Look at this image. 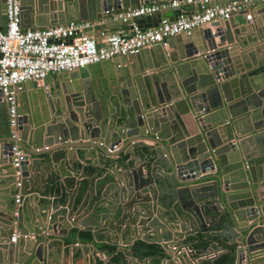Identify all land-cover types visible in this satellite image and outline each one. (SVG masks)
Returning a JSON list of instances; mask_svg holds the SVG:
<instances>
[{
	"label": "water",
	"instance_id": "water-1",
	"mask_svg": "<svg viewBox=\"0 0 264 264\" xmlns=\"http://www.w3.org/2000/svg\"><path fill=\"white\" fill-rule=\"evenodd\" d=\"M162 1L171 0H20V26L97 21ZM4 13L5 0H0V29ZM244 13V26L233 18L214 20L167 38L166 46L154 44L67 72L75 89L67 84L63 103L55 92L48 96L37 88L36 81L25 82L15 108L17 143L24 151L18 188L9 103L0 92V264H39L44 246L37 237H61L72 226L92 227L96 240L105 236L98 228L118 232L123 240L130 234L159 243L167 264H198V254L186 242L200 233L232 248L233 264H264V20ZM160 18L156 13L135 20L148 27ZM95 28L129 26L108 20ZM29 90H34L32 96ZM132 135L146 141L125 142ZM122 141L124 149L130 146L127 153L135 154L133 161L139 158L126 172L120 170L123 150L115 159L107 151ZM43 152L45 158L32 157ZM95 152L111 175L99 184L93 216L90 207L79 214L88 213L94 223L41 201L39 195L50 193L54 183L73 186L63 166L72 169ZM18 191L22 201L17 207ZM32 200H38L33 207ZM14 232L16 242L8 243ZM26 233L34 239L25 241ZM105 240L119 244L109 236Z\"/></svg>",
	"mask_w": 264,
	"mask_h": 264
},
{
	"label": "built area",
	"instance_id": "built-area-1",
	"mask_svg": "<svg viewBox=\"0 0 264 264\" xmlns=\"http://www.w3.org/2000/svg\"><path fill=\"white\" fill-rule=\"evenodd\" d=\"M212 0H171L159 3H141L134 8L113 13L99 19L129 26L128 29L101 31L102 42L87 32L94 21L73 20L66 23L37 28H22L20 0H5V26L0 29V92L1 99L9 103L8 124L12 145V166L16 187H20V162L24 151L20 149L16 125V96L27 81H41L52 73L70 72L79 67L113 57L133 54L154 44L167 45L166 39L180 33L189 34L194 28L214 20L229 19L234 13L248 9L264 0H227L212 4ZM199 5L198 8H195ZM193 9H190V7ZM175 9L170 16H161L156 25L142 27L135 19ZM201 54V53H198ZM119 145L107 148L113 156ZM14 201L21 203L18 191ZM18 235L10 238L15 242ZM23 237H27L26 234ZM173 248H175L173 246ZM198 260V258H197Z\"/></svg>",
	"mask_w": 264,
	"mask_h": 264
},
{
	"label": "crops",
	"instance_id": "crops-1",
	"mask_svg": "<svg viewBox=\"0 0 264 264\" xmlns=\"http://www.w3.org/2000/svg\"><path fill=\"white\" fill-rule=\"evenodd\" d=\"M195 8H198L196 6ZM190 9H193L191 6ZM248 14L253 16V18H256L260 21L264 20V3H255L251 5L248 9H246ZM170 9H167L165 11L160 12L161 16H170L168 15V12ZM175 12V11H174ZM173 12V14H174ZM245 15L243 11L234 13L230 18L234 19L235 24H239L241 26H244L245 22ZM99 19L97 21L93 22L92 28H87V32L91 34L93 37H95L99 42L103 41V38L101 37V31H112L108 28H95L97 26ZM144 24H148L145 22ZM49 26V25H47ZM206 26V25H205ZM204 25L201 27H205ZM45 27V26H40ZM250 27H252L250 25ZM33 28H37V26H34ZM212 31H215V27L211 28ZM249 31L251 28L248 29ZM186 37V35H185ZM198 39L200 40L199 36ZM217 40V39H216ZM201 43V41L199 42ZM172 51H177V46H174L172 48ZM154 64V63H152ZM70 76H68L67 72H61V73H52L49 74L46 77L47 85L43 84V80L37 81V88L43 87L44 92L50 96L52 92H55V99L59 103H63L65 101L66 95H67V84H72V81H68ZM103 77H106V74L103 73ZM64 79H67V81H64ZM78 84V83H77ZM73 90L75 89V84H72ZM24 89V86H23ZM23 89L17 94V97L20 96ZM30 95L34 93V90H29ZM19 100V99H18ZM73 106V104H72ZM2 124V122H1ZM2 130H4V126L1 127ZM144 140V138L139 137L138 135H132L128 139H126L125 142H131L132 140ZM126 143H118L119 149L116 151L119 153L121 150V155L123 158V166L120 165V170L124 169V172L129 171V167L135 168L134 164H137L139 162V158L137 157L138 161H133V158L135 157V154L130 155L127 153V151L130 149V146L128 148L124 149ZM116 145V144H115ZM54 146H52L53 148ZM51 148V147H49ZM45 151L44 150H41ZM92 158H87L85 163H80L76 167L72 169H68V166H63V169L65 171V177L68 178V180L71 181L73 179L74 183L73 186L68 187L67 186H61L59 184L57 186L56 183L53 184L52 191L49 193H43L40 194L39 197H41V201L43 202H49L51 204H56V207L58 210H63L64 208L70 213V216L73 218L80 220H84L85 224L88 223H94L93 218H89L88 213L83 214V217L79 218V214L83 212L85 209L90 207L91 213L90 215L93 216L92 208L97 207V200L101 195V187H99V184H103L105 179L110 177V173L108 172L107 163H104L102 160L103 157H100L98 152H95V155ZM32 157H40L45 158L46 152H43L40 155H33ZM113 159H115L117 156H111ZM39 161V160H38ZM91 163V164H90ZM93 165V166H92ZM131 168V169H132ZM137 169V168H136ZM84 172V173H83ZM142 172L145 173V168L142 169ZM56 178V177H55ZM28 187V185H27ZM261 188L264 189V181L261 183ZM30 189V188H29ZM35 194V192H32L31 195ZM22 201V200H21ZM32 203V207L35 206L38 202V200H32L30 201ZM20 203H16L14 201V205L18 207ZM95 210V209H94ZM103 211V210H101ZM127 221H125V224ZM121 226H124V223L120 224ZM92 227H84L83 229L78 226H72L67 230L66 235L64 236H58V235H47V237H37V242L43 243V261H40L39 264H134L132 262V257H135L131 252V246L133 243L140 239V237H130V234L127 235L126 239H122V236L119 235V233H115L114 231L110 234H107L106 231L104 232L102 229H96L97 231L101 230L100 232L103 233L105 236L100 237V240H96L95 237L92 234ZM148 230V229H147ZM83 232H88L90 234L89 240L83 239ZM17 235V232H14L11 236ZM27 237L25 238V241L28 238L34 239L30 233H26ZM199 235L203 236L202 233ZM7 239V242L10 243V238ZM110 237L112 241H116L119 244H112L110 242H107L105 239ZM151 237V236H150ZM195 239L193 242L197 243L198 237L197 236H190V238ZM129 238V239H128ZM223 242H227L226 236H221ZM215 238L208 239L206 241V245H202L201 243H198L199 245H194L192 243H189L187 241L186 243L189 244V247L193 249L198 254V264H201V260H212L217 258L221 254H228L233 251V249H229L228 247L222 245V243H215L213 241ZM126 240H129L130 245L123 244L126 242ZM201 240V239H200ZM206 240V239H205ZM16 242V241H15ZM200 242V241H199ZM51 244V246H47V244ZM78 244V246H77ZM83 244H89L93 248L89 247L87 250L83 248ZM159 244V243H158ZM161 246V244H159ZM110 247H113V250H110ZM162 247V246H161ZM163 248V247H162ZM164 249V248H163ZM78 251V252H77ZM87 251V254H86ZM165 252V249H164ZM78 253H80V256H78ZM117 253L120 254L121 260H114V258L117 256ZM75 256V257H73ZM81 257V258H80ZM165 257L162 259H159V263L157 264H167L165 262ZM120 258V257H119ZM196 258V259H197ZM44 259L46 261H44ZM86 260V261H85ZM151 257H135V261L137 264H153ZM134 261V260H133ZM16 264V263H15Z\"/></svg>",
	"mask_w": 264,
	"mask_h": 264
},
{
	"label": "trees",
	"instance_id": "trees-1",
	"mask_svg": "<svg viewBox=\"0 0 264 264\" xmlns=\"http://www.w3.org/2000/svg\"><path fill=\"white\" fill-rule=\"evenodd\" d=\"M83 239L84 240H89L90 239V234L88 232H83ZM198 240L197 243H194L193 241L195 239H192V237L187 240L189 243H194V245H199L198 243L202 242V245H206V241L203 238V236L198 235ZM201 239V240H200ZM200 241V242H199ZM113 247H110V250ZM131 252L135 257H151L153 260V264L159 263V259H162L165 257V252L164 249L158 244V243H152V242H147L144 240H136L133 245L131 246ZM120 257V258H119ZM114 260H121V256L119 253H117V256L114 258ZM234 263V253H228V254H221L215 259H208V260H201V264H233Z\"/></svg>",
	"mask_w": 264,
	"mask_h": 264
}]
</instances>
